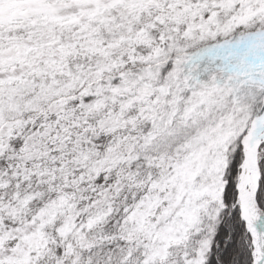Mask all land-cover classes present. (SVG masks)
<instances>
[{
	"label": "snow or ice",
	"instance_id": "1",
	"mask_svg": "<svg viewBox=\"0 0 264 264\" xmlns=\"http://www.w3.org/2000/svg\"><path fill=\"white\" fill-rule=\"evenodd\" d=\"M0 264H264V0H0Z\"/></svg>",
	"mask_w": 264,
	"mask_h": 264
}]
</instances>
